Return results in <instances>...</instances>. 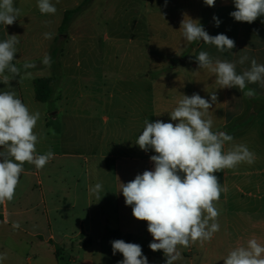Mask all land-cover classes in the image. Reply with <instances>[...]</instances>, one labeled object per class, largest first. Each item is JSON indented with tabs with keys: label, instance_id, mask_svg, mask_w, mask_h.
I'll list each match as a JSON object with an SVG mask.
<instances>
[{
	"label": "crops",
	"instance_id": "crops-1",
	"mask_svg": "<svg viewBox=\"0 0 264 264\" xmlns=\"http://www.w3.org/2000/svg\"><path fill=\"white\" fill-rule=\"evenodd\" d=\"M72 1L51 0L57 9L51 15L41 14L37 0H14L21 15L11 26L0 24V41L18 36L13 63L22 73L25 61H41L49 53L42 54L39 46L45 41L49 49ZM74 1L77 7L84 0ZM232 11V0H216L214 7L203 0H167L166 6L165 0H93L77 14L80 52L61 57L79 64L62 65L59 89L54 87L48 102L36 100L34 81L56 77L49 67L29 69L31 78L10 82L18 98L41 114L35 132L46 138L36 145L37 153L51 149L55 155L41 170L26 162L14 199L0 204L2 264H118L123 256L113 255L111 241L126 238L142 247L149 264H165L164 253L149 248L153 237L147 222L133 217L120 182L154 168L150 156L156 153L135 144L146 119L176 123L168 113L181 94L197 93L210 101L214 91L217 103L209 110L213 130L234 138L225 151L244 144L256 160L215 174L227 189L216 203L220 231L203 246L179 247L176 264H224L228 252L248 239L264 244V88L248 84L245 91L255 90L251 98L237 88L220 89L215 75L199 69L195 59L200 51L231 62L247 55L248 61L237 64L238 73L250 67L252 58L264 64V16L249 24L235 21ZM185 14L198 19L209 35H227L235 47L220 52L203 41L189 44L180 30ZM213 16L220 19L219 27ZM108 19L110 26L102 24ZM72 26L73 20L70 31ZM45 33L53 34L51 41ZM3 90L9 89L0 83ZM256 100L262 103L259 110ZM250 114L245 127L232 129ZM96 183L102 185L98 194L91 191ZM247 204L253 206L250 212ZM13 222L20 228L13 229Z\"/></svg>",
	"mask_w": 264,
	"mask_h": 264
},
{
	"label": "clouds",
	"instance_id": "clouds-1",
	"mask_svg": "<svg viewBox=\"0 0 264 264\" xmlns=\"http://www.w3.org/2000/svg\"><path fill=\"white\" fill-rule=\"evenodd\" d=\"M235 11L230 16L237 22L253 23L264 16V0H232ZM208 7H214L216 0H203ZM167 0H165V6ZM41 14L54 15L57 11L51 0H37ZM21 15V10L14 0H0V24L11 26ZM215 26L221 21L213 16ZM184 40L189 44L203 41L214 45L220 52H231L235 41L221 33L209 35L198 19L185 14L180 24ZM52 33H45V39H51ZM18 36L8 35L0 41V83L9 90L0 91V204L14 199L19 185L24 164L27 162L37 170L43 169L54 158L49 149L45 154H38L36 145L46 138L43 133L35 132L40 120L39 111H31L11 90L10 82L29 79L28 71L36 67L34 62L25 61L21 68L13 63ZM178 55V54H177ZM199 69H207L215 75L220 89L237 88L245 97L255 96L254 89L245 91L248 84H259L264 88V64L255 58L250 67L238 73L237 64L243 65L249 60L243 55L238 61L231 62L213 59L207 51H200L195 57ZM43 65L51 67V56L45 54ZM210 101L197 93L191 96L181 94L169 116L172 122L156 120L144 121L142 132L135 144L150 156L153 170L137 174L127 183L120 182V190L126 206L132 207V215L138 221L147 222V231L153 237L149 248L162 251L165 264H176L180 259L179 247L188 248L199 243L201 246L210 241L220 231L218 217L220 210L216 203L222 191H227L215 175L224 169H234L242 163H255V153L244 144H232L225 151V144L233 137L223 131L213 130L214 121L209 110L217 103L216 91L210 92ZM102 185L96 183L91 191L98 194ZM13 229H19L20 223L13 222ZM113 255L121 253L123 260L118 264H149L137 243L122 239L111 241ZM6 259L0 254V264ZM224 264H264V244L256 238L247 240L230 250L223 258Z\"/></svg>",
	"mask_w": 264,
	"mask_h": 264
},
{
	"label": "rangeland",
	"instance_id": "rangeland-1",
	"mask_svg": "<svg viewBox=\"0 0 264 264\" xmlns=\"http://www.w3.org/2000/svg\"><path fill=\"white\" fill-rule=\"evenodd\" d=\"M26 1V0H25ZM72 8H74L75 6H74V4H75V1L73 0L72 1ZM90 11H91V15H93V17H95V14H96V11H95V8L94 7H92L91 9H90ZM106 16V15H105ZM104 16V17H105ZM107 17V16H106ZM80 18H79V16L78 15H76L74 18H73V26H72V31H70V29H69V25L68 26H66V28H65V30H64V32H62V33H60L58 30H57V32H56V37H55V40L53 41V43L49 46V49H47V47H48V45L47 44H45L46 42L44 41V42H41V44H40V52L43 54V53H48V51H49V53L48 54H50V56H52L53 55V53H55V55H54V59L53 58H51V60H52V63H51V67H49V69H50V71L54 74V75H56V77H55V79H56V81H55V84H54V87H55V89L56 88H58L59 87V81H58V77L59 76H57V75H60L59 73H60V71H61V69H63V67H62V65H75V66H73V67H76L79 63L77 62V63H75L74 61L73 62H71V63H68V62H63V61H61V57L63 56V54H64V52H68V53H73V54H78L79 52H80V48H81V46H80V41H79V38H80V35H81V31H80V29H79V24H80ZM102 24H104V25H111V20L110 19H108V20H103V23ZM93 33H95V31L93 32ZM70 36H72V42H69V41H67V40H69V38H70ZM50 41H51V39H50ZM45 44V45H44ZM35 63V65H36V67H39V68H44V67H47V66H45V65H43V63H42V60L41 61H37V62H34ZM73 69H75V68H73ZM59 89V88H58ZM257 102H255L256 103V109H261V102L260 101H258V100H256ZM237 105L238 106H241L242 105V98H240L239 100H238V103H237ZM258 109V110H259ZM257 111V110H256ZM252 114V113H251ZM251 114L250 115H248L247 117H245L243 120H241V121H239V122H237V124L232 128L233 130H237V129H239V128H243V127H245L248 123H249V121H250V116H251ZM251 208H253V206L252 207H250L249 206V204H247L246 206H245V211H251ZM254 213V212H253Z\"/></svg>",
	"mask_w": 264,
	"mask_h": 264
},
{
	"label": "trees",
	"instance_id": "trees-1",
	"mask_svg": "<svg viewBox=\"0 0 264 264\" xmlns=\"http://www.w3.org/2000/svg\"><path fill=\"white\" fill-rule=\"evenodd\" d=\"M92 1L93 0H84L83 3L80 4L79 6L73 9L66 10L64 12V17L62 24L59 28V32L60 33L64 32L66 26H68L72 22L73 18L82 10H84L86 6H88ZM55 81L56 79L54 76L35 79L34 81L35 97L37 101L44 103V102H48L52 98ZM125 241L133 243V241H131L128 238H126ZM56 254L57 256L59 255L58 250H56Z\"/></svg>",
	"mask_w": 264,
	"mask_h": 264
}]
</instances>
